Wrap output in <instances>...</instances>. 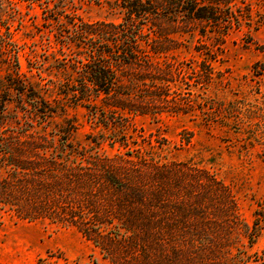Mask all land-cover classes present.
Here are the masks:
<instances>
[{
	"label": "rangeland",
	"instance_id": "obj_1",
	"mask_svg": "<svg viewBox=\"0 0 264 264\" xmlns=\"http://www.w3.org/2000/svg\"><path fill=\"white\" fill-rule=\"evenodd\" d=\"M10 1L0 8V40L9 43L0 53V134L25 129L57 143L65 138L80 151L143 158L154 170L156 190L168 201L154 214L157 239L165 243L149 244L139 257L122 245L125 264L176 263L170 257L174 243L183 250L187 242L174 232L171 237L165 227L172 223L179 230L190 222L184 218L203 211L212 218L206 221L223 229L217 249L222 252L197 264H236L239 254L264 255V229L253 244L249 240L254 211L264 201V0H237L230 11L222 7L215 26L173 34L174 42L165 45L175 49L151 53L172 81L170 99L189 105H160L156 115L114 111L102 97L80 100L69 90L87 47L77 30L84 24L123 23L128 15L122 0H54L60 15L30 0ZM144 32L145 39H157L152 24ZM205 65L212 74L202 84ZM9 76L25 84L23 95L5 89ZM200 198L204 209L194 212L191 205ZM190 220L203 222L197 216ZM0 264L112 263L74 227L21 221L0 210Z\"/></svg>",
	"mask_w": 264,
	"mask_h": 264
},
{
	"label": "trees",
	"instance_id": "obj_2",
	"mask_svg": "<svg viewBox=\"0 0 264 264\" xmlns=\"http://www.w3.org/2000/svg\"><path fill=\"white\" fill-rule=\"evenodd\" d=\"M30 1L60 15L57 5L52 6L54 0ZM236 1L122 0V8L128 15L123 23L84 24L77 30L87 47H83L80 65L76 66V83L69 90L74 98L89 101L102 97L108 109L133 115H156L160 105L170 103L189 106L170 99L168 84L172 81L163 77L165 66L155 62L151 53L162 55L175 49L165 45L174 42L170 38L173 34L197 26H215L220 21L221 8L230 11ZM0 2V8L7 2L12 3L10 0ZM147 23L158 31L157 39H145ZM143 42L150 50L143 47ZM7 44L8 41L0 40V53ZM13 58V72L18 79V58L15 55ZM203 68L206 73L200 82L209 83L210 66ZM10 77L6 79L5 89L13 88L23 95L25 84H17L16 79ZM165 167L167 165L160 166L167 171ZM149 168L150 163L143 158L135 159L127 154L107 156L95 149L80 151L65 138L57 143L47 135L7 129L0 134V210L21 221L48 220L74 227L99 247L112 264H125L120 247L125 246L139 257L149 251V244L165 243L157 239L161 233L155 228L154 214L160 207L167 206L168 201L156 190L154 170ZM202 201L204 199L200 198L193 203L192 210L198 207L197 211L201 207L203 210ZM205 213L190 215L199 217L202 223L191 221L189 216L182 218L190 222L179 230L178 225L172 223L165 227L171 237L174 232L179 240L187 242L183 250L174 243L176 246L170 255L176 261L174 264H180L184 258L188 264L212 262V258L222 252L217 249L222 247L218 237L223 229L206 221L212 218ZM253 216L251 244L264 229V201L258 204ZM235 260L236 264H264V255L239 254Z\"/></svg>",
	"mask_w": 264,
	"mask_h": 264
}]
</instances>
